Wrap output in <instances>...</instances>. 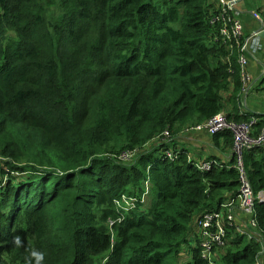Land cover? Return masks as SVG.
<instances>
[{
    "label": "trees",
    "instance_id": "obj_1",
    "mask_svg": "<svg viewBox=\"0 0 264 264\" xmlns=\"http://www.w3.org/2000/svg\"><path fill=\"white\" fill-rule=\"evenodd\" d=\"M218 2L0 0V264H264V204L252 237L231 227L203 256L195 220L240 172L233 152L202 170L178 142L220 112L264 130V113H241ZM211 138L233 150L231 131ZM243 162L258 194L264 144Z\"/></svg>",
    "mask_w": 264,
    "mask_h": 264
},
{
    "label": "built area",
    "instance_id": "obj_2",
    "mask_svg": "<svg viewBox=\"0 0 264 264\" xmlns=\"http://www.w3.org/2000/svg\"><path fill=\"white\" fill-rule=\"evenodd\" d=\"M218 5H221V13L216 15L212 22L220 21L221 39L225 43L236 44L240 46V65L242 68V83L243 96H247L250 92L252 76L248 72L247 67L251 57L258 50L263 49L264 41L261 33L264 32V18L258 11H253V17L260 22V29L252 32L244 37V25L242 20L238 18L235 12L234 4L238 0H218ZM256 121L252 118L251 121L238 123L229 121L226 113L220 112L204 124L197 125L191 130H206L211 135L219 131L228 130L234 135L233 157L237 161V168L240 172V189L236 196L226 199L215 210L203 213L196 219L195 231L201 235L200 246L202 254L205 258H213V249L225 247L228 241V231L231 227H236L238 232L243 235L252 237L251 228L258 226L256 215L257 206L264 204V190L255 194L253 187L248 180L247 172L244 167L243 153L246 149L264 144V130L259 136L252 135V125ZM167 155L172 158V153L167 151ZM229 159V161H231ZM221 162L217 159L199 161L197 167L202 170H209L213 165H227L230 162ZM235 210L249 215V229H242L235 223ZM258 264H262L259 262Z\"/></svg>",
    "mask_w": 264,
    "mask_h": 264
},
{
    "label": "crops",
    "instance_id": "obj_3",
    "mask_svg": "<svg viewBox=\"0 0 264 264\" xmlns=\"http://www.w3.org/2000/svg\"><path fill=\"white\" fill-rule=\"evenodd\" d=\"M235 12L238 14V18L242 20L244 25V35L248 36L252 32L260 29V22L256 20L252 12L253 11H261L264 15V0H238L237 3L234 4ZM264 41V36H263ZM264 47L261 50H258L257 53L251 57L247 70L252 76L251 88L254 87L257 91L263 89L264 85ZM263 68V69H262ZM242 96V105L240 107L241 113H245L247 111H251L254 113H259L258 110L250 108L248 106V96ZM258 98V93L255 94ZM253 109V110H252ZM256 110V111H254ZM188 132H185L187 134ZM194 136H190L188 141H186L187 137L184 135V138L179 139V146H182L184 143L187 149L192 150L194 154H196L200 159H207L213 155H219L221 158H224V161L227 162L230 159V155L232 153V149L229 152L223 153L217 146L212 142L213 138H211V134L206 130H200L193 132ZM190 140V141H189ZM182 142V143H181ZM215 159V158H214ZM230 162V161H229ZM249 215L240 212L239 210H235V223L238 227L242 229H249L251 226L249 225ZM195 229V227H194Z\"/></svg>",
    "mask_w": 264,
    "mask_h": 264
},
{
    "label": "rangeland",
    "instance_id": "obj_4",
    "mask_svg": "<svg viewBox=\"0 0 264 264\" xmlns=\"http://www.w3.org/2000/svg\"><path fill=\"white\" fill-rule=\"evenodd\" d=\"M259 14L264 18V15H263V13L261 11H259ZM244 37H246V36H244ZM263 62H264V56H263ZM257 93L259 95L258 98L255 96V94H257ZM247 96H248V100H247L248 106L250 108L258 110L259 113H264V85H263V89L259 90V91H257L254 87H252V89L250 90V92H249V94ZM256 110H254V111H256ZM187 132L189 133V131H187ZM188 133L185 134L187 136V141H188L189 138H192V137L189 136ZM156 146H158V145H155L154 147H156ZM190 151L192 152V150H190ZM192 154H194V152H192ZM131 158H132V155L129 154V153H123L122 156L120 157V159L122 161H129V160H131ZM122 206H123V204H122ZM130 207L133 208L132 200L129 197H125L124 198V206H123V208L124 209H129ZM189 243L192 246H195L197 244L196 236L193 235V237L189 241ZM211 255H213V254H211ZM215 256H216V254H215ZM182 259L184 261H186L188 259V255L182 256Z\"/></svg>",
    "mask_w": 264,
    "mask_h": 264
},
{
    "label": "water",
    "instance_id": "obj_5",
    "mask_svg": "<svg viewBox=\"0 0 264 264\" xmlns=\"http://www.w3.org/2000/svg\"><path fill=\"white\" fill-rule=\"evenodd\" d=\"M261 36H262V37L264 36V32H263V33H261Z\"/></svg>",
    "mask_w": 264,
    "mask_h": 264
},
{
    "label": "clouds",
    "instance_id": "obj_6",
    "mask_svg": "<svg viewBox=\"0 0 264 264\" xmlns=\"http://www.w3.org/2000/svg\"><path fill=\"white\" fill-rule=\"evenodd\" d=\"M195 223H196V220H195ZM195 227V226H194ZM196 233V232H195Z\"/></svg>",
    "mask_w": 264,
    "mask_h": 264
}]
</instances>
